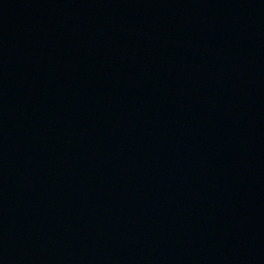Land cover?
<instances>
[{"label": "water", "instance_id": "95a60500", "mask_svg": "<svg viewBox=\"0 0 264 264\" xmlns=\"http://www.w3.org/2000/svg\"><path fill=\"white\" fill-rule=\"evenodd\" d=\"M0 264H264V0H0Z\"/></svg>", "mask_w": 264, "mask_h": 264}]
</instances>
